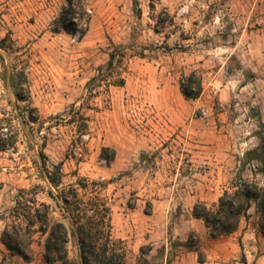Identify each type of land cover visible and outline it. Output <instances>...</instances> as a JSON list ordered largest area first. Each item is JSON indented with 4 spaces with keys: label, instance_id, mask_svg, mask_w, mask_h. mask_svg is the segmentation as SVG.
I'll list each match as a JSON object with an SVG mask.
<instances>
[{
    "label": "rangeland",
    "instance_id": "obj_1",
    "mask_svg": "<svg viewBox=\"0 0 264 264\" xmlns=\"http://www.w3.org/2000/svg\"><path fill=\"white\" fill-rule=\"evenodd\" d=\"M85 1L79 38L52 32L65 0H0V119L18 134L0 152V234L19 190L61 220L36 165L60 163V188L101 185L127 264L142 247L150 264H172L198 229L195 203L211 208L239 178L264 180V0ZM191 72L202 77L196 100L180 92ZM44 240L34 235L30 263L0 242V264H45ZM68 250L74 258L73 240Z\"/></svg>",
    "mask_w": 264,
    "mask_h": 264
},
{
    "label": "trees",
    "instance_id": "obj_2",
    "mask_svg": "<svg viewBox=\"0 0 264 264\" xmlns=\"http://www.w3.org/2000/svg\"><path fill=\"white\" fill-rule=\"evenodd\" d=\"M65 2L60 17L53 21L52 32H65L82 38L90 20L86 1ZM0 48L4 49V39L0 41ZM115 53V50L109 53V66L114 61ZM11 85L15 97L19 101H24L21 94L24 91L22 84L15 80L14 76ZM202 90V77L197 72L181 77L180 92L186 100H196ZM31 121L34 122L32 119ZM259 123L263 125L261 120ZM17 135L11 121L6 118L0 119V152L13 149ZM261 141L258 158L264 165V136ZM107 152L109 149L104 148L105 157H108ZM111 157H114V152L111 153ZM36 165L41 177L48 183L47 194L60 211L61 220H54L51 207L39 203L33 192L19 190L11 214L14 221L6 224L0 234V242L9 254L21 258L26 263L32 262L33 237L40 233L45 237L42 255L45 264H127L125 252L118 247L120 243L115 242L111 236L110 208L95 192L101 185L95 182L87 184L80 180L75 186L60 188L63 177L60 163L52 165L51 170L45 162ZM252 208L255 209L259 232L264 237V184L260 186L256 182L239 178L233 184L232 191H224L213 207L209 208L202 202L195 203L192 218L203 222L211 240H218L235 233L241 220L249 219V211ZM71 240L76 248L74 258L69 256L68 250ZM180 246L194 252L199 263L205 262L200 239L194 232L190 233ZM145 250L144 247L140 248V257L136 264H150L145 256L151 248H148L147 252Z\"/></svg>",
    "mask_w": 264,
    "mask_h": 264
},
{
    "label": "crops",
    "instance_id": "obj_3",
    "mask_svg": "<svg viewBox=\"0 0 264 264\" xmlns=\"http://www.w3.org/2000/svg\"><path fill=\"white\" fill-rule=\"evenodd\" d=\"M249 214V219H242L235 233L218 240L209 238L202 221L192 219L198 226V229L192 228V231L200 239L206 257L205 262L199 263L194 252L183 250L172 264H264V237L258 229L255 209L252 208ZM186 240L187 236L182 241ZM242 257L245 260L243 262Z\"/></svg>",
    "mask_w": 264,
    "mask_h": 264
}]
</instances>
